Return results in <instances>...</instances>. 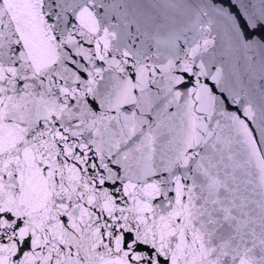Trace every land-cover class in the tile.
I'll list each match as a JSON object with an SVG mask.
<instances>
[{"label": "snow or ice", "instance_id": "6c2138e0", "mask_svg": "<svg viewBox=\"0 0 264 264\" xmlns=\"http://www.w3.org/2000/svg\"><path fill=\"white\" fill-rule=\"evenodd\" d=\"M0 264H264V0H0Z\"/></svg>", "mask_w": 264, "mask_h": 264}]
</instances>
